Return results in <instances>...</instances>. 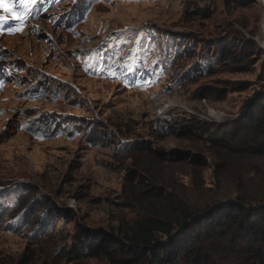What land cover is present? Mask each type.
Returning a JSON list of instances; mask_svg holds the SVG:
<instances>
[{"label": "rangeland", "instance_id": "rangeland-1", "mask_svg": "<svg viewBox=\"0 0 264 264\" xmlns=\"http://www.w3.org/2000/svg\"><path fill=\"white\" fill-rule=\"evenodd\" d=\"M83 1L0 33V264H109L83 230L264 207V156L215 144L264 93V0Z\"/></svg>", "mask_w": 264, "mask_h": 264}, {"label": "trees", "instance_id": "trees-1", "mask_svg": "<svg viewBox=\"0 0 264 264\" xmlns=\"http://www.w3.org/2000/svg\"><path fill=\"white\" fill-rule=\"evenodd\" d=\"M223 54L228 58L230 53ZM242 120L215 144L230 152L264 156V93ZM23 199L20 208L27 203ZM215 208V213L193 219L190 215L179 223L178 238L173 225L153 218L136 221L120 237L113 231L83 230L85 243L77 251L103 257L109 264H264V207L252 209L239 198ZM164 236L169 241L162 244Z\"/></svg>", "mask_w": 264, "mask_h": 264}, {"label": "snow or ice", "instance_id": "snow-or-ice-1", "mask_svg": "<svg viewBox=\"0 0 264 264\" xmlns=\"http://www.w3.org/2000/svg\"><path fill=\"white\" fill-rule=\"evenodd\" d=\"M8 7H9V6L6 5V4L3 2V0H0V9H5L7 15H12V12H11V11H7ZM24 7H26V5H25ZM14 18H16V19H20L21 17H20L19 15H16Z\"/></svg>", "mask_w": 264, "mask_h": 264}]
</instances>
